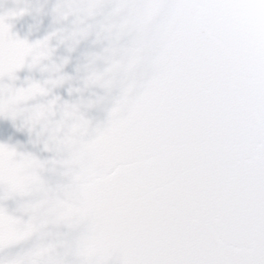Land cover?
<instances>
[{
    "label": "snow or ice",
    "instance_id": "1",
    "mask_svg": "<svg viewBox=\"0 0 264 264\" xmlns=\"http://www.w3.org/2000/svg\"><path fill=\"white\" fill-rule=\"evenodd\" d=\"M28 11L0 15V119L49 155L0 144V264H264V0H60L35 42Z\"/></svg>",
    "mask_w": 264,
    "mask_h": 264
},
{
    "label": "water",
    "instance_id": "2",
    "mask_svg": "<svg viewBox=\"0 0 264 264\" xmlns=\"http://www.w3.org/2000/svg\"><path fill=\"white\" fill-rule=\"evenodd\" d=\"M60 0H0V15H4L10 10L17 8H28V14L18 19L10 21L13 25V34L19 36L20 39H27L29 42H35L36 40L43 39L51 32L60 27H67L68 25H61L54 22L53 9ZM99 19V18H98ZM52 44L55 45L56 41L53 40ZM100 50V45L95 43V36H91L87 41L80 45L77 52L71 56V64L66 68L68 74H74L73 69L78 61L89 52H96ZM57 57L66 55L63 46L57 52ZM19 80H17L16 86H22L26 78L40 79V73L37 71L29 72L27 68L17 73ZM56 95H60L65 100L78 99L75 95L69 97L67 95V86L55 90ZM85 99L91 96V93H84ZM87 116L92 120L94 125H103L107 120V107L104 105L98 106L87 113ZM19 122H17V127ZM34 141L35 137H30L27 130L18 131L14 128L12 123L5 119H0V144H10L12 146H19L18 150L33 152L42 157H47L48 153L40 152V147L30 142ZM10 214L19 215L17 212V201H6L4 205ZM26 219V217H25ZM20 247L6 250L0 253V256L14 255L20 252Z\"/></svg>",
    "mask_w": 264,
    "mask_h": 264
}]
</instances>
